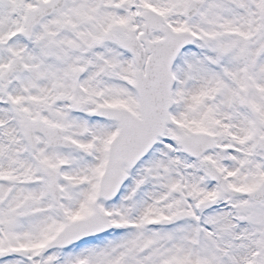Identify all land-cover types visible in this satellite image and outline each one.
I'll list each match as a JSON object with an SVG mask.
<instances>
[{"label":"snow or ice","instance_id":"obj_1","mask_svg":"<svg viewBox=\"0 0 264 264\" xmlns=\"http://www.w3.org/2000/svg\"><path fill=\"white\" fill-rule=\"evenodd\" d=\"M0 264H264V0H0Z\"/></svg>","mask_w":264,"mask_h":264}]
</instances>
